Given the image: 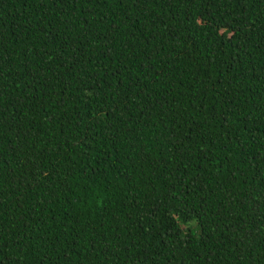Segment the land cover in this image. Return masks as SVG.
<instances>
[{
    "label": "trees",
    "instance_id": "1",
    "mask_svg": "<svg viewBox=\"0 0 264 264\" xmlns=\"http://www.w3.org/2000/svg\"><path fill=\"white\" fill-rule=\"evenodd\" d=\"M0 264H264V0H0Z\"/></svg>",
    "mask_w": 264,
    "mask_h": 264
},
{
    "label": "rangeland",
    "instance_id": "2",
    "mask_svg": "<svg viewBox=\"0 0 264 264\" xmlns=\"http://www.w3.org/2000/svg\"><path fill=\"white\" fill-rule=\"evenodd\" d=\"M222 31H224L226 34H228V33H231L232 28L231 27H226V28H223Z\"/></svg>",
    "mask_w": 264,
    "mask_h": 264
}]
</instances>
